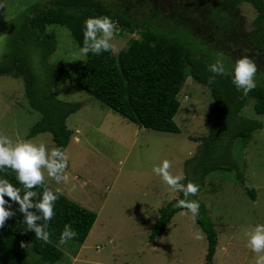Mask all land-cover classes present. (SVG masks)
Masks as SVG:
<instances>
[{"label":"trees","instance_id":"obj_1","mask_svg":"<svg viewBox=\"0 0 264 264\" xmlns=\"http://www.w3.org/2000/svg\"><path fill=\"white\" fill-rule=\"evenodd\" d=\"M243 2L251 4L256 11L251 25L240 13ZM14 4L17 9L8 21L10 29L5 34L6 51L0 58V76L22 78L31 107L42 115L28 138L49 132L55 148L66 152L73 136L67 119L80 109L81 103L56 97L53 88L62 77L70 78L142 128L179 132L174 121L180 107L178 94L190 72L195 80L210 88L216 116L209 135L193 137L207 149L202 158L198 155L192 158L204 169L200 171L196 167L192 174L186 172L181 181L193 180L200 185L197 194L190 197L197 199L206 173L217 167L229 168L225 162L221 163L223 166H205L215 145H220L222 138L240 137L247 142L253 131L263 127L259 120L241 113L250 99H255V111L264 113V0H15ZM103 15L113 19L119 30L117 36L125 33L138 36L131 37L119 53L113 50L99 55L89 53L77 76L69 72L63 61L49 62L58 46L57 36L49 27L67 28L80 48L85 18ZM244 55L255 59L257 65L255 89L243 95L232 84L231 75L216 76L209 83L213 73L208 66L218 57L223 58L230 72L235 61ZM225 144L233 145V141ZM0 175L22 188L12 170L6 169ZM240 180L245 185L243 177ZM245 190L253 199L256 197L252 188L246 186ZM182 198L178 191L177 197L159 209L150 240L166 231L175 213L187 210L173 206ZM199 204L195 220L206 234V261L212 264L218 234L205 205ZM12 208L14 215L0 228V264H57L64 254L58 247L64 226L69 224L77 232L67 242L81 246L97 218L94 210L61 192L49 223V240L45 243L22 222L19 205L13 203Z\"/></svg>","mask_w":264,"mask_h":264},{"label":"rangeland","instance_id":"obj_2","mask_svg":"<svg viewBox=\"0 0 264 264\" xmlns=\"http://www.w3.org/2000/svg\"><path fill=\"white\" fill-rule=\"evenodd\" d=\"M14 1L5 0L0 8V58L6 51L8 21L17 9ZM240 13L246 23H253L256 11L251 4L241 3ZM49 28L58 40L49 62L61 60L73 76L79 75L86 56L80 53L67 28ZM137 36L116 35L114 51L119 53L131 37ZM53 91L59 99L80 102L81 107L67 119L73 131L66 150L69 164L65 172L69 179L57 185L46 177L45 182L97 213L83 245L58 244L64 254L57 264H207L206 234L188 210L175 213L166 231L155 239L150 240V234L159 209L178 196V191H172L153 173V166L167 159L171 162L170 173L183 177L196 167L204 169L192 158H202L207 149L193 137L209 135L216 120L210 88L188 72L174 117L179 132L142 128L67 77H62ZM254 104L255 99H250L241 115L259 120L263 127L253 131L247 142L240 137L222 138L206 159L205 166L225 162L229 167L206 173L203 189L197 195L218 234L212 264H255L256 257L264 255L254 253L245 236L255 224L264 223V113H257ZM41 117L29 103L22 78L0 76V132L13 142L27 139L55 148L49 132L28 138ZM232 141L233 145L225 144ZM246 186L255 190L254 199ZM197 233L199 239L195 238Z\"/></svg>","mask_w":264,"mask_h":264},{"label":"clouds","instance_id":"obj_3","mask_svg":"<svg viewBox=\"0 0 264 264\" xmlns=\"http://www.w3.org/2000/svg\"><path fill=\"white\" fill-rule=\"evenodd\" d=\"M4 6L5 0H0V8ZM118 31L115 22L108 15L85 18L80 53L87 56L89 53L99 55L102 52L114 51L113 40ZM208 70L213 73L209 83H212L216 76L231 75L232 84L243 95H247L257 87L255 79L257 65L250 56L244 55L238 58L230 72L223 58L218 57L208 66ZM67 167L68 160L64 149L49 148L43 142L34 143L27 139L13 142L9 136L0 132V173L6 169L12 170L16 182L22 185V188L18 187L5 176L0 175V228H3L5 221L14 215L12 204L15 203L19 205V211L23 216L22 222L38 240L47 243L50 236L49 223L55 214V202L59 199L61 190L59 187L54 190L47 187L45 180L48 177L57 185L61 182L66 183L69 179L65 172ZM170 167L171 162L164 159L159 165L153 166L152 171L160 176L172 191L183 194V198L177 200L173 206L187 209L195 218L199 214L200 204L198 199L190 197L197 194L200 185L193 180L181 183L184 179L183 174L173 175L169 171ZM76 236L77 232L71 225L66 224L59 240L60 243H65ZM245 236L247 246L254 253L264 252V223L255 224ZM195 238H200L198 233ZM255 264H264V255H258Z\"/></svg>","mask_w":264,"mask_h":264}]
</instances>
